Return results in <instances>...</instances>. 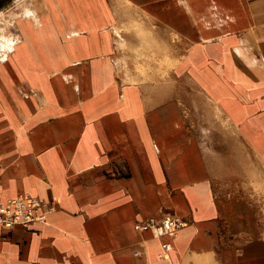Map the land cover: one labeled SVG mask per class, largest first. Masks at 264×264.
<instances>
[{
    "label": "crops",
    "instance_id": "crops-1",
    "mask_svg": "<svg viewBox=\"0 0 264 264\" xmlns=\"http://www.w3.org/2000/svg\"><path fill=\"white\" fill-rule=\"evenodd\" d=\"M126 1L50 0L0 63V198L53 203L0 264H264V0Z\"/></svg>",
    "mask_w": 264,
    "mask_h": 264
},
{
    "label": "built area",
    "instance_id": "built-area-1",
    "mask_svg": "<svg viewBox=\"0 0 264 264\" xmlns=\"http://www.w3.org/2000/svg\"><path fill=\"white\" fill-rule=\"evenodd\" d=\"M53 203H44L27 194H19L3 201L0 198V228L12 229L15 226L29 227L35 222H44L46 215L52 211ZM186 226L185 221L172 215H166L158 220L136 223V231H152L156 237L175 236ZM161 257L169 258L171 245L161 243Z\"/></svg>",
    "mask_w": 264,
    "mask_h": 264
},
{
    "label": "rangeland",
    "instance_id": "rangeland-1",
    "mask_svg": "<svg viewBox=\"0 0 264 264\" xmlns=\"http://www.w3.org/2000/svg\"><path fill=\"white\" fill-rule=\"evenodd\" d=\"M103 1L105 2V4H108V6L112 5L113 9L115 8V11L118 15L117 19L120 18V14L124 13L126 7L128 6V3H129L126 0H103ZM18 2H19V4L15 7V10H14V12H17V13H18L19 9L22 8L24 5L29 6V8L30 7L33 8L35 1L33 0V4H31L32 1L29 3V0H20ZM11 12H13V11H11ZM11 12H8L6 14H0V25L3 27H6V33L8 32L9 35L15 36V35H18L19 28L23 24L19 21H17L15 24H13V22H12L13 16H12ZM50 15H51V13H50ZM23 27H30V26L27 25V26H23ZM120 27H121L120 22L117 23V25H115L113 27V29H114V31L118 37L120 35V32L123 31ZM8 33L6 35H8ZM128 33L130 35L136 34V28H133L130 32L128 31ZM130 37H129V40L131 39ZM125 44H121V45L126 49L127 55H129L131 59L133 58L134 63H136L137 70H138L137 72H139V71L144 72L145 70L150 68L152 65L160 67L164 63L167 64V61L165 59L160 60V61L157 59L159 54H163L165 52V50L167 49V46H165V45L161 46L159 48V51L156 48L153 52H151L153 50L152 45H148L146 43H144V44L143 43H125ZM3 51L4 50L2 48H0V54L3 53ZM157 54H158V56H157Z\"/></svg>",
    "mask_w": 264,
    "mask_h": 264
},
{
    "label": "bare ground",
    "instance_id": "bare-ground-1",
    "mask_svg": "<svg viewBox=\"0 0 264 264\" xmlns=\"http://www.w3.org/2000/svg\"><path fill=\"white\" fill-rule=\"evenodd\" d=\"M20 0H17L14 5L9 6L7 9H4L0 12V14H6L8 12L12 13L13 16V24L17 21L21 22L22 26H30L33 29H41L43 24L50 15L49 11V1L50 0H34V7L29 8V6L24 5L22 8L19 9L18 13L14 12L15 7L19 4ZM33 0H29V3ZM18 2V3H17ZM50 12V13H49ZM21 26V27H22ZM19 28V27H18ZM5 32V33H4ZM8 33V32H7ZM6 27L0 25V48L4 51L0 54V63L4 62L7 59L8 55L14 51L15 46L19 43L20 38L18 35L11 36L6 35Z\"/></svg>",
    "mask_w": 264,
    "mask_h": 264
},
{
    "label": "flooded vegetation",
    "instance_id": "flooded-vegetation-1",
    "mask_svg": "<svg viewBox=\"0 0 264 264\" xmlns=\"http://www.w3.org/2000/svg\"><path fill=\"white\" fill-rule=\"evenodd\" d=\"M17 0H0V11L14 5Z\"/></svg>",
    "mask_w": 264,
    "mask_h": 264
}]
</instances>
